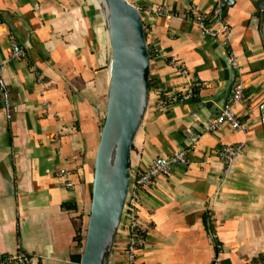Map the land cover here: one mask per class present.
Segmentation results:
<instances>
[{
  "label": "crops",
  "instance_id": "obj_1",
  "mask_svg": "<svg viewBox=\"0 0 264 264\" xmlns=\"http://www.w3.org/2000/svg\"><path fill=\"white\" fill-rule=\"evenodd\" d=\"M126 1L141 15L152 57V88L131 153L130 184L157 157L184 150L190 162L139 193L137 218L145 233L135 264H255L264 252V41L254 18L262 0L225 6L221 18L232 29L236 68L219 42L187 18L192 5L211 18L221 16L222 0ZM156 7L180 19L149 11ZM105 40L106 28L94 22L86 0H0V64L11 105L8 121L0 101V258L19 245L36 257L30 264H80L84 179L109 84ZM12 43L24 49L23 58H11ZM236 80L244 87V101L235 109L244 131L223 125L208 132ZM195 81L207 86L183 100ZM168 95L177 101L160 108ZM238 144L244 148L226 175L217 152ZM61 170L72 190L62 186ZM126 230L124 219L107 264H127Z\"/></svg>",
  "mask_w": 264,
  "mask_h": 264
},
{
  "label": "water",
  "instance_id": "obj_2",
  "mask_svg": "<svg viewBox=\"0 0 264 264\" xmlns=\"http://www.w3.org/2000/svg\"><path fill=\"white\" fill-rule=\"evenodd\" d=\"M102 1L111 51L109 84L104 123L94 156L91 201L80 264H107L129 190L134 140L149 101L150 59L141 15L126 0ZM231 5V0H222V18L225 6ZM254 18L264 41V0L258 5ZM231 87L232 84L227 98ZM261 115L264 138V104Z\"/></svg>",
  "mask_w": 264,
  "mask_h": 264
},
{
  "label": "built area",
  "instance_id": "obj_3",
  "mask_svg": "<svg viewBox=\"0 0 264 264\" xmlns=\"http://www.w3.org/2000/svg\"><path fill=\"white\" fill-rule=\"evenodd\" d=\"M150 12L157 16H162L167 20L180 19L178 14L168 12L163 7L150 8ZM187 18L192 26L197 28L206 37L217 40L222 48L227 51L228 61L230 65L236 68V57L230 51L231 42V26L224 23L217 12L212 18L207 14L200 12L196 6L192 5L187 11ZM157 56V52L153 53ZM25 56L24 49L16 43L11 44V58L20 59ZM171 67L180 73L185 75L186 71L177 62L171 61ZM5 66L0 64V101L5 113V118L9 121L11 119V105L9 92L4 81ZM38 83H41V79L36 74ZM207 86L206 82L195 81L187 94L182 98L183 100L189 99L193 96V90L203 89ZM177 101L175 96H165L160 98L158 106L160 108H166L169 105L174 104ZM244 101V87L241 81L236 80L231 89V95L228 101L220 109L219 114L211 119L207 125V131L214 133L218 131L223 125L230 126L237 132H243L244 126L238 119L235 109ZM244 145L238 144L233 146H225L218 150L217 157L224 166V174H229L230 169L236 159V157L243 150ZM190 165L187 152L184 150L177 151L169 157H157L151 161L146 170L142 172L133 185H129L125 206L123 209V220L126 221L127 226V239H126V262L127 264H135L139 250L144 243V227L139 223L137 218V207L139 203V193L146 190L154 180L162 177H168L174 171L176 167L188 168ZM58 178L61 181L62 186L67 190L73 189V184L69 180L68 173L65 170H61L58 173ZM122 220V219H121ZM122 224V221L121 223ZM36 259L33 255L24 253L20 246H16V252L13 255H7L0 258V264H30ZM215 264H220L216 261ZM255 264H264V252L259 261Z\"/></svg>",
  "mask_w": 264,
  "mask_h": 264
},
{
  "label": "rangeland",
  "instance_id": "obj_4",
  "mask_svg": "<svg viewBox=\"0 0 264 264\" xmlns=\"http://www.w3.org/2000/svg\"><path fill=\"white\" fill-rule=\"evenodd\" d=\"M86 2L88 3V6H90L92 8V17H93V20L94 22L97 24V26L99 25L100 27H105L104 26V22H103V13L101 12V10H98V8L96 7L95 3L93 0H86ZM106 33H107V30H106ZM107 46V50L109 48L110 50V46H109V43L107 40H105V44ZM88 208H89V205L86 203V206H85V210H83V219H84V226H83V231L86 227V224H87V213H88Z\"/></svg>",
  "mask_w": 264,
  "mask_h": 264
},
{
  "label": "trees",
  "instance_id": "obj_5",
  "mask_svg": "<svg viewBox=\"0 0 264 264\" xmlns=\"http://www.w3.org/2000/svg\"><path fill=\"white\" fill-rule=\"evenodd\" d=\"M144 36H145V40H147L145 31H144ZM148 53H149V59L151 60L152 57H151V54L149 52V49H148ZM151 88H152V84L149 81V91H151ZM102 126L100 127V130L102 129ZM91 161H92V164L90 166V171H91L90 175L84 179V183L88 182L86 185L88 186V205H89V207H90V201H91V185H92V179H93L94 157L91 158ZM70 208L72 210L76 209V207L74 205L71 206ZM88 215H89V209H88V213H87V218L86 219H88ZM122 220H123V217H122ZM85 231H86V227L84 229L83 235H79L78 236V242L81 245V247H83L84 238H85V236H84L85 235Z\"/></svg>",
  "mask_w": 264,
  "mask_h": 264
},
{
  "label": "bare ground",
  "instance_id": "obj_6",
  "mask_svg": "<svg viewBox=\"0 0 264 264\" xmlns=\"http://www.w3.org/2000/svg\"><path fill=\"white\" fill-rule=\"evenodd\" d=\"M98 10H101V12L105 13V4L102 0H93Z\"/></svg>",
  "mask_w": 264,
  "mask_h": 264
}]
</instances>
